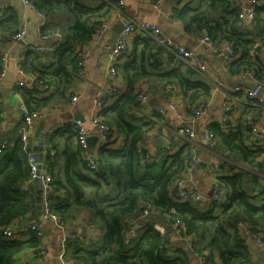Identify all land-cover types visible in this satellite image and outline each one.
<instances>
[{
  "label": "crops",
  "instance_id": "1",
  "mask_svg": "<svg viewBox=\"0 0 264 264\" xmlns=\"http://www.w3.org/2000/svg\"><path fill=\"white\" fill-rule=\"evenodd\" d=\"M100 1L101 0H87V4L91 6V8H94L99 6ZM102 1L111 6L110 10L106 13L105 17H96L93 21L94 24L98 23V20L104 19L109 21L110 27L117 21L123 19H127L128 22L145 21L154 24L160 28L165 36L175 40L187 50L192 51L194 57L205 63L206 70L203 74L198 73L193 68L195 64L194 57L186 60L179 58L170 53L163 44L149 36V38L155 40V44L144 48L142 54L141 50L143 45L136 43L138 41L136 37L147 36L143 34H133L128 37L127 47L116 64L118 68L116 75L109 76L106 72V53L115 44V39L117 38L114 37L110 31L105 32L103 36L98 39L94 38L92 34V38L77 50V52L79 50H87L84 71L76 64H70L67 68L73 75L71 84L62 87L56 83V86L52 84L49 89L39 92V97H46L48 102L44 107L39 109L43 112L44 117L35 120L32 124L30 147L39 158L38 151L33 149L32 140L36 132L44 137L43 144L46 145V148H43V155L40 158L43 161L41 167L42 171L51 175L52 180L57 177L62 178L61 175L63 176V173L66 171L65 167L68 165L69 159L73 156L79 158V164L77 163L74 165L73 169L83 168L81 162L84 160V153L78 146L75 129L62 126L68 124L71 119H78L81 122V127L89 133L90 137L97 136V132L91 123V118L93 116L96 115L102 121H108L113 130V134L108 140V147L112 149H121L125 142V137L122 133L121 125L116 123L118 121L114 119L116 114L114 112L117 107L115 102L121 94L124 95L127 93L129 84H131V92H133V97H135L132 100L134 101V105H132L131 101V107L126 112L123 122L147 127L145 138L140 142V153L144 151V154L149 156V160L154 161L160 160L161 157L166 154H174L184 147L186 150L189 149L191 154L198 158L199 161L193 172L188 176L186 182L188 187L191 186L196 188L201 194L200 201L189 200L194 207L203 210L210 206L211 202H215L211 201L209 196L213 190L214 183L217 181V175L223 173L231 175L245 169L255 174L258 177L257 180L259 183L254 185V181L251 179L248 181L249 183L247 186L250 188V186L252 187L254 185L251 189L253 193L257 192L259 187L264 184V175L262 172H254V169L250 168L249 165L240 158H237V154L225 148L216 138L213 139L212 143L207 144L203 139V135L205 129L208 130L209 124L213 122H216L221 130H227L230 127H237L240 124L244 125L245 123H249V129L247 131L249 139L246 141V144L253 149H264V88L260 91L263 102H258L256 100L243 101L229 96L230 89L233 86L237 84L242 86V83L252 84L249 80H244L241 77V73L244 69L251 70L257 80L264 77V45H260L261 39L259 38L258 41L254 40L255 49L253 48L250 51L252 56L250 62L252 63L243 65V69H240V67L237 69L236 60L240 57L239 47L237 48V46L234 45L237 49L236 55L231 59L220 58L212 52L213 45H221L223 43L233 44V42L224 39L213 40V36L211 37L208 31V29L214 25L211 20L203 21L200 24L194 23L187 27L182 21L177 19V17L172 16L171 12L173 10L181 9L187 4L196 5L199 0H165L160 10L153 6V0ZM119 1H122V4H119ZM236 1L244 7L250 6L251 2V0ZM4 2H6L8 6L7 9L0 14V18H4L13 11L19 15L21 25H27L24 14L16 10L10 2ZM76 12L77 9L75 13ZM208 12L214 19L224 14L221 7H208ZM35 14L34 17L32 16L31 21L33 23L31 24L38 26L37 17L40 15H38L37 12ZM71 15H74V13ZM65 18L63 17V19H60L59 16H54L52 18L47 17V21L42 23L37 30L36 40L30 44V46L59 44L64 35L63 28L71 25V22L65 24ZM71 20L70 17L68 21ZM254 20L255 18L253 20L245 18L237 23L241 30L248 34L246 35L248 39L257 31L255 29L257 23H254ZM40 32L44 37L40 35ZM204 34H208L211 37V42L201 43V38ZM8 41L13 40L8 39L0 43L6 50L12 52L16 49V45L7 48ZM21 43H23V41ZM21 47L19 50V60H22V55L28 51L29 45L25 47L23 44ZM54 53L55 51L46 52L41 58L39 57V59L33 58L31 55L29 59L37 69L43 67L44 74L49 79L51 77L50 69L47 66L52 62L51 56ZM126 69L130 75L135 70L141 75H131V79H128L125 72ZM187 69L191 70L190 75ZM174 72L179 73V76L167 77V74ZM35 77V72H27L25 75H21L17 69V76L11 89H9L8 92L0 89V144L10 147L14 141L17 140L18 123L21 121L22 116V108L20 106L24 105L19 91L20 87L17 83L19 80L27 82ZM164 77L168 79H164ZM182 78H189L192 81H202L209 85L210 91L205 95L206 99L200 97L201 99L192 101V103L189 99H186L182 94L184 89L180 81ZM108 84L117 87L118 91L104 100L103 110H106L105 113L103 110L97 112V109L94 107L95 97L98 91ZM197 85L200 86L199 84ZM243 87L246 86L243 85ZM141 92L147 96L144 102H140L137 98ZM74 94L77 95V99L72 102L71 96ZM203 99L206 100V108L200 116L195 117L193 110ZM227 101L233 105V110L232 113H229L231 115L230 122L224 125L222 122L224 114L223 107ZM26 110L29 111L27 108ZM179 125H188L193 128L198 135L197 138L191 141L178 135L176 128ZM159 135L167 140V145L155 141L156 136ZM99 146L100 140L98 138V140H94L93 146H88L87 153L97 159ZM47 154H49V159L45 160L44 157ZM219 166H221V168L218 174L215 168ZM87 175L92 176L89 172H87ZM29 183L30 180L23 184V188L27 191V199L31 205L30 200L32 196L37 193H41V195L44 194L45 186L41 184V186L31 191L26 187ZM40 189L41 192L39 191ZM52 190H48L46 194L49 196ZM64 195L65 190H58L59 197H64ZM215 203L216 205H213V207L216 213L219 214L221 212V205L218 202ZM36 211L37 210L31 205V212L29 214L14 220V223L8 225H12L15 229L16 233L13 238L20 241L27 240L31 236L28 226H21V222L24 218L29 220V224L35 223L39 225L44 232L43 236L40 238V247H45L46 253L44 255H38L34 250L24 248L15 255L12 264H74L75 262L68 258V246H66L64 261L61 262L59 260L58 255L60 253L62 238L70 239L72 235H76L78 240L75 242L87 247L93 246L100 241L101 229L97 223L91 221L92 217L90 211L86 208L73 209L70 214L65 215V218H63L64 220L59 217L64 223L63 229L57 228L49 220L43 218L42 211L38 215L40 222L36 221L38 217L35 216ZM151 213L156 215L155 218L158 217V220H154L152 224L162 225L165 232H170L169 238L171 241L176 243L179 242L183 244L185 249L189 250L190 264H200L197 257L199 255L192 251V246H199L201 247L200 251L205 252L204 254H209L208 250L202 247L203 244L198 235L191 237L184 234V239L178 240L177 235L170 227L169 221L167 219L164 220L158 209L151 208L146 217H139L138 219L131 220L128 223L127 240L131 237L138 236L143 231L144 225ZM238 226L240 230L245 232L243 236L251 252L252 264H264L262 252L257 246L254 235L249 233L244 225ZM212 233L213 231L206 233L205 237L207 240ZM172 253L176 254L175 252ZM213 262L214 264H221V260L216 254Z\"/></svg>",
  "mask_w": 264,
  "mask_h": 264
},
{
  "label": "trees",
  "instance_id": "2",
  "mask_svg": "<svg viewBox=\"0 0 264 264\" xmlns=\"http://www.w3.org/2000/svg\"><path fill=\"white\" fill-rule=\"evenodd\" d=\"M27 1L44 12L48 18L66 17L65 24L71 22V25L63 28L62 40L51 56L52 62L47 66L50 69V79L45 76L43 67L37 69L29 61L31 55L36 59L42 57L43 53L36 50L28 49L23 53V58L20 59L21 68L25 73L35 72L36 78L46 85L47 89L52 84L56 86V83L66 87L73 81L68 65L75 64L78 48L92 38L95 18L105 17L111 6L102 0L99 6L94 8L87 4V0ZM208 7H221L224 14L214 19L209 14ZM174 11L175 17L187 27L211 20L214 25L208 31L213 40L232 41L233 45L239 47L237 69H243V65L252 63L250 51L255 49L254 40L258 41L260 38V45H264V6L256 10L254 23H257V31L250 39L246 38L248 34L237 25L241 19L235 10L226 5L225 0H199L196 5L187 4ZM73 13L74 15H71ZM70 17L72 20L68 21ZM20 26L21 20L16 12L11 11L4 18H0V42L7 41ZM136 38V43L143 45L142 54L144 48L155 44V40L148 36ZM125 72L128 79H131V75H141L137 70L131 75L127 69ZM187 72L190 75L191 70L187 69ZM178 76L179 73L176 72L167 74L168 78ZM167 77L164 79H168ZM180 81L184 87L182 94L191 103L201 99L200 97L205 98L210 91L209 85L202 81H192L189 78H182ZM19 91L23 104L29 111L39 110L48 102L46 97H39L41 90L37 88H19ZM134 98L129 84L127 93L121 94L115 102L117 107L114 119L121 125L125 137L122 148H109V142L100 145L96 166L92 170L87 168L84 160L81 162L82 169H73L79 160L73 156L69 159L62 178L52 180L54 189L48 196L52 212L63 219L73 209L86 208L90 211L91 221L97 223L101 229L100 241L93 246H83L75 241L67 243L68 258L74 261V264H190L189 250L185 249L183 244L171 241L170 232H165L162 236L153 227V221L158 220L154 213L150 214L143 231L127 240L128 223L138 219L146 208L148 211L152 208L158 209L164 220L167 219L169 223L174 218L181 220L183 235H198L202 247L206 248L209 254L200 251L199 246H192L191 249L198 255H206L211 264H214L215 254L220 258L221 264H252L251 252L243 236L245 232L240 230L238 225H244L252 235L260 234L264 240V184L253 193L251 188L259 183L258 177L245 169L231 175H217L216 180L224 194L220 201H215L221 205L219 214L213 207L215 202L200 210L190 201L175 200L171 196L172 185L184 176L193 155L184 147L174 154H166L160 160L154 161L149 160L144 151L140 153V142L145 138L147 127L123 122ZM205 99L201 102L206 103ZM105 111L103 110L104 113ZM103 122L111 126L108 121ZM208 128L213 133V139L216 138L225 148L237 154V158L247 163L254 172L261 171L264 165V149H253L246 144L249 139V123L221 130L218 124L213 122ZM79 157L81 159L80 155ZM44 159L48 160L49 154L45 155ZM87 172L92 176L87 175ZM251 179L254 185L249 188L247 184ZM28 180V164L22 144L17 138L10 147H4L0 153V264H12L15 255L24 248L35 251L41 246V239L33 233L24 241L5 239L2 234L4 226L31 212L27 191L23 188V184ZM58 190H65L64 197L58 196ZM211 231L213 233L207 240L205 235Z\"/></svg>",
  "mask_w": 264,
  "mask_h": 264
},
{
  "label": "built area",
  "instance_id": "3",
  "mask_svg": "<svg viewBox=\"0 0 264 264\" xmlns=\"http://www.w3.org/2000/svg\"><path fill=\"white\" fill-rule=\"evenodd\" d=\"M25 4L29 5L30 7L34 8L38 15L45 16L44 12L38 10L35 8L32 4H30L27 0H23ZM165 0H153L152 4L156 9H161V6ZM226 5L230 8L236 11L238 17L240 19H249L253 20L256 16V10L259 7L264 6V0H251L250 6L244 7L241 4H239L236 0H225ZM119 4H122V1H119ZM8 4L4 2L3 0H0V14L3 13L7 9ZM174 10L171 12L172 16H175ZM110 28L109 21L106 19L100 20L98 23L94 25L92 34L93 37L98 39L103 36V34ZM25 33V25H21L19 30L12 34L9 37V40L18 41L21 39L22 35ZM133 34H143L145 36H149L154 38L156 41L160 42L165 46V48L172 54L176 55L179 58L182 59H190L191 57H194V54L192 51L187 50L184 46L178 44L175 40L165 36V34L160 30L159 27H157L154 24L147 23L145 21H133L128 22V24L125 25L122 32L119 34V36L116 39L115 44L112 48H110L106 53L107 58V65H106V72L109 74V76H114L117 73L116 64L118 63V60L120 56L122 55L123 51L127 47V39L129 36ZM40 35L44 37V35L40 32ZM211 42V37L208 34H204V36L201 38V43H208ZM58 44L53 45H34L30 46V50H36L40 53H46L49 51H55ZM212 52L223 59H231L236 55V50L233 44L230 43H223L221 45H213ZM87 56V50H79L76 54V60L75 64L84 71V64H85V58ZM0 59L2 63V71L0 72V81L4 78L7 70H8V60H9V51L6 50L3 45L0 43ZM195 64L194 69L200 73L203 74L206 70V65L198 58L194 57ZM18 70L21 75H25L26 73L21 68V60H18ZM241 77L244 80H249L252 82V84H255L254 88H248L238 85L233 86L230 89L229 96L232 98H238L243 101L246 100H256L258 102H263V98L261 95V89L264 88V77L260 80H257L254 77V74L249 69H244V71L241 73ZM17 85L20 88H31V89H39V90H47V86L43 85L36 77L30 79V81H24L19 80ZM118 91V88L113 86L112 84H108L107 86L101 88L94 100V107L97 109V112L100 110L102 111L104 108V100L112 96L114 93ZM138 100L140 102H144L147 99V96L141 92L138 95ZM228 98V96H227ZM77 99V95L74 94L71 96L72 102H74ZM22 108V116L21 121L18 123V138L22 144V149L24 151V154L27 159L28 168H29V180L32 181L34 178H39L42 185H44V194L41 195V211L43 214V218L49 220L54 226L57 228L63 229L64 223L61 221L59 216L52 212L49 206L48 201V195L45 193V191H50L54 188V185L52 184V177L48 173H45L42 171V159L38 158L35 152L30 147V141L32 136V124L35 120L42 119L44 117V114L40 110H34V111H27L25 106L21 105ZM206 108V104L203 102H200L197 107L193 110L194 116L198 117L200 116L204 109ZM224 114L222 117L223 124H228L231 119V115L229 113H232L233 105L227 101L224 104ZM91 123L93 127L95 128L97 132V136L100 140V145L106 144L108 140L111 138L113 134V130L110 125L103 122L98 116H93L91 118ZM63 127H72L75 129L77 142L80 150L84 153L83 158L84 162L86 163L87 167L89 169H93L96 166V159L92 156H90L87 153V137L89 136V133L81 127V122L78 119H71L68 124L62 125ZM176 132L178 135L187 138L188 140H195L197 138V134L193 128H191L188 125H179L176 128ZM203 139L207 144H210L213 142V133L207 129H205ZM6 145L0 144V153L1 150ZM198 158L194 155L192 160L187 165L186 173L183 177L178 178L172 185L171 189V196L175 200L180 201H200L201 200V194L200 192L194 188L188 185H186L188 176L193 172L197 162ZM222 166V164H221ZM216 167L215 171L219 174L220 168ZM262 174L264 175V165L261 169ZM224 196L221 187L219 186L218 182L216 181L213 185V190L210 193L209 199L211 201H219ZM149 214L148 208L143 210L139 217H146ZM242 225V224H239ZM153 227L160 233V235L164 236L165 230L164 227L160 224H153ZM171 229L175 232L177 235V239H184V235L181 231L183 224L182 221L178 218L172 219L170 222ZM28 230L36 235L37 237L41 238L44 234L41 227L35 223L28 225ZM15 229L12 225H6L2 229V234L5 239H11L15 236ZM256 239L257 246L262 252V256L264 258V240L260 234L254 235ZM78 240V237L76 235H72L70 239L62 238L61 240V246H60V253L58 255L59 260L61 262L64 261L65 253H66V245L69 242H73ZM36 254L38 255H44L46 253L45 247H40L37 250H35ZM200 264H211L207 258L206 255H199L197 256Z\"/></svg>",
  "mask_w": 264,
  "mask_h": 264
},
{
  "label": "water",
  "instance_id": "4",
  "mask_svg": "<svg viewBox=\"0 0 264 264\" xmlns=\"http://www.w3.org/2000/svg\"><path fill=\"white\" fill-rule=\"evenodd\" d=\"M4 1L10 2L16 10H19L20 12H22L27 22V25H25V33L22 35L21 39L18 40L17 42H14V41L7 42L8 43L6 46L7 48H10L11 46L16 45V49L12 52L11 51L9 52V61H8L9 69L6 73L5 78L0 81V89L4 90L5 92H8L9 89H11L16 79V76H17L19 50H20L21 45L24 44L26 47L32 44L36 40L37 30L39 29L42 23L47 21V16H38L37 21L39 24L38 26H34L33 24H31L33 23L31 21L32 16L34 17V15H36L35 14L36 11L34 8L25 4L23 0H4ZM126 24H128L127 19L119 20L115 24H113V26L110 27L107 31L112 32L113 36L117 38L119 34L122 32V30L124 29ZM22 41L23 43H21ZM241 85L242 86L244 85L248 88L255 87V84H245V83L243 84L242 83ZM96 139L98 140L97 136L87 137V145L93 146V142ZM43 141H44V137L39 135L38 132H36L35 137L32 140V143H33L32 145H33V149L35 151H38V155L40 156L39 158H41L43 155V152H42L43 148H46V145L43 144ZM155 141L162 142L165 145L168 144L167 140L161 135L156 136ZM38 186H41V182L39 178L36 177L32 181H30V183L26 187L29 188L31 191H33L34 188H38ZM39 191L41 192V189ZM45 193H48V191H45ZM30 201H31V205L37 210L35 216H38L41 212V207H42L41 206V193L34 194ZM39 220L40 218L38 216L36 218V221L40 222ZM28 224H29V220L27 218H24L23 221L21 222V226L23 227H27Z\"/></svg>",
  "mask_w": 264,
  "mask_h": 264
}]
</instances>
